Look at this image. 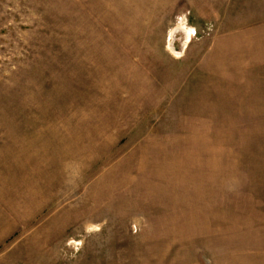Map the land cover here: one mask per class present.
Wrapping results in <instances>:
<instances>
[{
    "label": "rangeland",
    "instance_id": "1",
    "mask_svg": "<svg viewBox=\"0 0 264 264\" xmlns=\"http://www.w3.org/2000/svg\"><path fill=\"white\" fill-rule=\"evenodd\" d=\"M0 264H264V0H0Z\"/></svg>",
    "mask_w": 264,
    "mask_h": 264
}]
</instances>
